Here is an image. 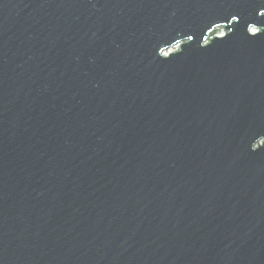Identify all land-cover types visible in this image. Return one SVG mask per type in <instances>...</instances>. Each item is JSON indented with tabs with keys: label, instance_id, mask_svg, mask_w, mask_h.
<instances>
[{
	"label": "water",
	"instance_id": "obj_1",
	"mask_svg": "<svg viewBox=\"0 0 264 264\" xmlns=\"http://www.w3.org/2000/svg\"><path fill=\"white\" fill-rule=\"evenodd\" d=\"M0 264H264V0H0Z\"/></svg>",
	"mask_w": 264,
	"mask_h": 264
},
{
	"label": "rangeland",
	"instance_id": "obj_2",
	"mask_svg": "<svg viewBox=\"0 0 264 264\" xmlns=\"http://www.w3.org/2000/svg\"><path fill=\"white\" fill-rule=\"evenodd\" d=\"M217 28H219V27H217ZM222 29H223V28L220 26V28H219L217 31L213 32V34H214V35H218V36H219V35H222V34L224 33V30H222ZM175 47H176V48H175V50H176V49L179 48V45H175ZM165 53H166V52H165Z\"/></svg>",
	"mask_w": 264,
	"mask_h": 264
},
{
	"label": "bare ground",
	"instance_id": "obj_3",
	"mask_svg": "<svg viewBox=\"0 0 264 264\" xmlns=\"http://www.w3.org/2000/svg\"><path fill=\"white\" fill-rule=\"evenodd\" d=\"M219 27H220V26H219ZM175 48H176L175 46H173L172 48H170L168 53H170V52L174 51V50H175Z\"/></svg>",
	"mask_w": 264,
	"mask_h": 264
}]
</instances>
